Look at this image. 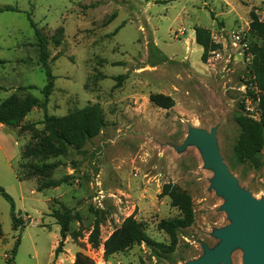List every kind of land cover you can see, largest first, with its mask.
I'll use <instances>...</instances> for the list:
<instances>
[{"label": "rangeland", "instance_id": "1", "mask_svg": "<svg viewBox=\"0 0 264 264\" xmlns=\"http://www.w3.org/2000/svg\"><path fill=\"white\" fill-rule=\"evenodd\" d=\"M5 5L19 11L0 12V102L9 95L43 99L46 76L30 12L48 40L54 76L46 112L62 116L97 104L105 125L63 155L22 159L32 129H43L44 111L33 107L19 124H0V186L24 220L22 228H13L10 202L0 193V264H7L17 236L14 264H71L77 252L95 264H184L213 249L220 241L216 231L231 217L201 145L188 141L194 130L212 135L237 184L264 203V164L230 166L239 135L236 115L264 125V92L249 80L248 50L262 42L249 29V13L254 10L264 21V0H0V7ZM195 26L215 45L204 58ZM152 93L171 96L174 105H156ZM261 153L264 159V144ZM30 162L58 166L18 180L15 174L25 173L22 165ZM63 175L71 176L69 184L36 190L42 181ZM166 183L187 190L193 202V222L177 231L172 248L169 235L157 227L161 219L180 216L169 197L160 195ZM51 208L72 213L57 256L59 225ZM129 215L144 224L147 241L108 257L102 245L91 247L95 220L103 241ZM243 255L244 249L234 246L230 264H244Z\"/></svg>", "mask_w": 264, "mask_h": 264}, {"label": "trees", "instance_id": "2", "mask_svg": "<svg viewBox=\"0 0 264 264\" xmlns=\"http://www.w3.org/2000/svg\"><path fill=\"white\" fill-rule=\"evenodd\" d=\"M3 11H19V8L12 5L0 7ZM250 30L258 34L262 38L261 44H250L249 51L253 53L250 63V82L264 92V21H260L254 10H250ZM27 18L30 25L34 28L36 45L39 51V61L46 76V83L40 92L43 99H39L34 95H27L22 99H18L15 95H9L0 102V124L17 125L24 116L33 108L39 107L44 111L43 129L40 132L32 129L31 141L24 146L21 151V158L30 157L48 158L57 157L65 154L69 148H79L88 139L97 135L105 125L104 116L99 105H87L83 108L74 109L62 116L48 114L46 107L48 98L52 92L54 76L48 65L49 51L48 40L46 36L37 28L35 21L32 19L31 13L27 12ZM195 30L196 41L203 47L204 58L212 47L209 33L200 26L193 27ZM31 85L29 88H34ZM150 101L162 108H170L174 105V100L169 95L161 93H152L149 96ZM239 127V135L231 149L230 166L236 168L238 165H249L251 168L258 169L264 164L263 150V124L255 123L252 118L238 113L235 119ZM33 124H25L23 128L31 129ZM26 167V172L16 173L18 180L29 179L33 175H40L48 172L50 169L57 167V162H30L22 165ZM71 176L63 175L56 180H44L36 186V190L41 192L49 187H56L61 184H69ZM1 195L10 202L12 225L14 229L24 226L23 218L16 213L12 197L0 186ZM161 196H168L170 204L180 211V216L161 219L157 223V227L169 235L170 245L172 248L176 243L177 231L180 228L188 227L194 219L193 202L189 192L177 184L166 183L160 192ZM51 216L55 218L59 225L60 239L58 245L54 248V256L62 250L63 241L67 235L69 225L72 219L70 210H59L51 208ZM2 234V224L0 221V235ZM147 233L144 224L137 220L133 215H129L123 219L119 228L114 230L103 241L100 239V230L98 219L95 220L93 229L88 236V242L93 248L102 245L103 254L108 257L116 252L124 251L135 243L147 241ZM20 243V236H17L10 257L6 259L7 264H14V256ZM164 247V244H160ZM71 264H95L94 259L83 252L75 254L74 261Z\"/></svg>", "mask_w": 264, "mask_h": 264}, {"label": "water", "instance_id": "3", "mask_svg": "<svg viewBox=\"0 0 264 264\" xmlns=\"http://www.w3.org/2000/svg\"><path fill=\"white\" fill-rule=\"evenodd\" d=\"M188 141L201 145L206 165L214 169L216 176L212 183L227 198L224 210L229 213L231 223L216 231L220 241L213 249H205L201 257L184 264H230L229 254L234 246L244 249V264H264V203L237 184L215 149L212 135L194 130Z\"/></svg>", "mask_w": 264, "mask_h": 264}, {"label": "built area", "instance_id": "4", "mask_svg": "<svg viewBox=\"0 0 264 264\" xmlns=\"http://www.w3.org/2000/svg\"><path fill=\"white\" fill-rule=\"evenodd\" d=\"M233 38L236 39V40H239V34L238 33L234 34Z\"/></svg>", "mask_w": 264, "mask_h": 264}, {"label": "crops", "instance_id": "5", "mask_svg": "<svg viewBox=\"0 0 264 264\" xmlns=\"http://www.w3.org/2000/svg\"><path fill=\"white\" fill-rule=\"evenodd\" d=\"M15 142V141H14ZM16 143V142H15Z\"/></svg>", "mask_w": 264, "mask_h": 264}]
</instances>
